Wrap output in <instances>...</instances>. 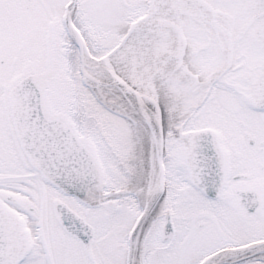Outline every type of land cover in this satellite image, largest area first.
I'll use <instances>...</instances> for the list:
<instances>
[{"label": "snow or ice", "instance_id": "1", "mask_svg": "<svg viewBox=\"0 0 264 264\" xmlns=\"http://www.w3.org/2000/svg\"><path fill=\"white\" fill-rule=\"evenodd\" d=\"M0 264H264V0H0Z\"/></svg>", "mask_w": 264, "mask_h": 264}]
</instances>
